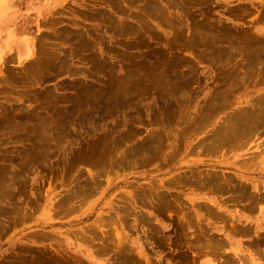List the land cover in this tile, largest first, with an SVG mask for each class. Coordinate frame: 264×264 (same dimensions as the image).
<instances>
[{
	"label": "rangeland",
	"instance_id": "1",
	"mask_svg": "<svg viewBox=\"0 0 264 264\" xmlns=\"http://www.w3.org/2000/svg\"><path fill=\"white\" fill-rule=\"evenodd\" d=\"M228 35L264 44V0H0V264H264V163L241 164L264 156V133L200 149L264 93L257 72L219 85ZM192 172L259 199L180 177Z\"/></svg>",
	"mask_w": 264,
	"mask_h": 264
},
{
	"label": "bare ground",
	"instance_id": "2",
	"mask_svg": "<svg viewBox=\"0 0 264 264\" xmlns=\"http://www.w3.org/2000/svg\"><path fill=\"white\" fill-rule=\"evenodd\" d=\"M152 4L158 6L155 3ZM198 27L196 28L194 27L193 30L195 32L198 31L199 30ZM201 28L202 29L207 28L206 23H203V26ZM212 31H214L215 33L214 29H212ZM228 38H229V42L227 43L228 41L227 40L226 44H224L223 46L221 42L220 48L218 50L219 53L221 51L220 63H222V61L225 58L226 62L223 67L228 68L226 70L227 73L225 74L223 73L224 78L222 79L224 80L223 82L224 84L222 85L219 84L220 86L226 84V88H227L225 90L226 93H229V91H231L232 88L244 84L246 82V79L252 78L251 75H253L256 72H257L256 74H260V78L258 79H264V44L262 43V41H260V38L257 37L250 38L249 35L240 40L237 39L234 40L235 37L232 35L229 36ZM235 41H238L239 45L237 44L236 46ZM211 42L212 43H210V45L212 44L214 48L215 44L213 43V40H211ZM238 46L240 48H238ZM235 49H237V51L240 52H236ZM236 53L243 54L241 61H235V59L234 60L232 59L230 61L229 60L230 56H234ZM244 101L246 102V106L244 105L245 107H242L241 109H238L237 111L224 116L223 119L218 118L216 120V123L206 135L207 136L206 140L203 141L205 145L201 144L200 149H204L206 152H209L210 154H215L217 152H222V151H227L226 153L231 151L235 152L237 148L244 147V145H246V142L249 139H251L253 135L258 133H264V93L262 94L258 93L254 97H250V99H244ZM220 102H223L222 98L218 100V103ZM206 105L214 108L217 104L208 103ZM198 116H199L198 113L195 112V115L191 118V121L194 120V122H196ZM199 117H200L199 123L208 120L202 116ZM195 125L196 124H193V126ZM200 143H202V141ZM151 147L152 146H150V148ZM256 163H260V164L264 163V156L263 155L261 156L258 153H252L251 155L244 157L243 161L241 162L242 165H246V164L252 165ZM180 177L183 180L188 181L196 186L208 188L211 191H217L221 194L222 192H228L232 190L233 192L232 198L235 199L241 198V199L249 200L251 202L252 201L257 202V200L259 199V197L255 194L254 189H253L254 193L253 192L251 193V190L248 189L249 185L247 182L243 180L241 181L239 180L238 182V180L236 181L233 180L232 178L227 179L224 178L223 175H219L216 172L198 173V174L192 172L191 174L181 175ZM6 196L7 194H2V193L0 194V213L3 212L8 213L10 211V208L6 209L3 206V202L11 197V196L6 197ZM154 198L161 204H169L171 200L169 192H164L161 190L155 193ZM202 207H203L202 210L204 211L205 215H207L208 217L212 216L214 218H223L224 216L216 209L209 208L206 204ZM140 214L142 213L140 212L139 215ZM197 226L202 230L197 234V237L200 238V235H203L204 237V235L208 231V227H206V225L204 224H200V225L197 224ZM0 228H1V223H0ZM215 238L216 237H214L213 235H211L210 237V239L212 240ZM216 239L218 240L219 238ZM126 251L129 252L128 248L122 247V252H121L122 254L119 257L121 258L127 257L128 255H125ZM232 264H236V263H232Z\"/></svg>",
	"mask_w": 264,
	"mask_h": 264
}]
</instances>
